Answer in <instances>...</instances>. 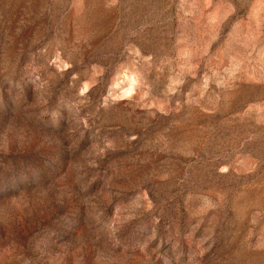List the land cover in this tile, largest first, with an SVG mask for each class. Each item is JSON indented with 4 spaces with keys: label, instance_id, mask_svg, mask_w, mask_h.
<instances>
[{
    "label": "rangeland",
    "instance_id": "rangeland-1",
    "mask_svg": "<svg viewBox=\"0 0 264 264\" xmlns=\"http://www.w3.org/2000/svg\"><path fill=\"white\" fill-rule=\"evenodd\" d=\"M0 264H264V0H0Z\"/></svg>",
    "mask_w": 264,
    "mask_h": 264
}]
</instances>
